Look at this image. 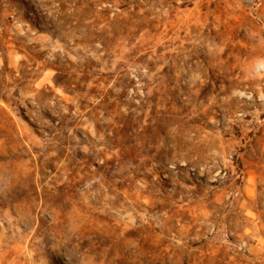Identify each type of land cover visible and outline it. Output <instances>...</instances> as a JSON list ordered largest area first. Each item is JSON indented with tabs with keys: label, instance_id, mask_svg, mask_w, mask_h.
I'll return each mask as SVG.
<instances>
[{
	"label": "rangeland",
	"instance_id": "1",
	"mask_svg": "<svg viewBox=\"0 0 264 264\" xmlns=\"http://www.w3.org/2000/svg\"><path fill=\"white\" fill-rule=\"evenodd\" d=\"M0 264H264V0H0Z\"/></svg>",
	"mask_w": 264,
	"mask_h": 264
}]
</instances>
